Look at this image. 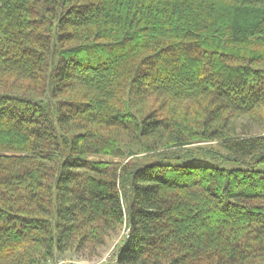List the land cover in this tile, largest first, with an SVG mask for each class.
Instances as JSON below:
<instances>
[{
	"label": "trees",
	"instance_id": "16d2710c",
	"mask_svg": "<svg viewBox=\"0 0 264 264\" xmlns=\"http://www.w3.org/2000/svg\"><path fill=\"white\" fill-rule=\"evenodd\" d=\"M255 164L264 0H0V264H264Z\"/></svg>",
	"mask_w": 264,
	"mask_h": 264
},
{
	"label": "rangeland",
	"instance_id": "374dc122",
	"mask_svg": "<svg viewBox=\"0 0 264 264\" xmlns=\"http://www.w3.org/2000/svg\"><path fill=\"white\" fill-rule=\"evenodd\" d=\"M105 160H113V161H121L125 162L126 160H123L122 158L119 157H103ZM204 163L212 165V166H222V167H227V168H234V167H249L250 165L246 164H239L235 162H219L218 160H213L212 158L209 157H204L203 158ZM138 162L140 164H150L154 162H161V163H179V164H191L193 163L192 161H187V160H175V159H164L161 158L159 159L158 156H146V157H141L138 159ZM199 163V162H195ZM255 169L258 170H264V164H255L253 165ZM126 226L124 225L122 229L111 236L106 243L101 246L100 248L97 249L96 254L88 256L87 253L85 252L84 254L81 253H76L73 251L67 252L63 256H57L51 261L48 260L43 264H118L117 263V251L118 247L123 240V238L126 236L124 235Z\"/></svg>",
	"mask_w": 264,
	"mask_h": 264
},
{
	"label": "built area",
	"instance_id": "2783aa9c",
	"mask_svg": "<svg viewBox=\"0 0 264 264\" xmlns=\"http://www.w3.org/2000/svg\"><path fill=\"white\" fill-rule=\"evenodd\" d=\"M127 233H128V229H127V227H126V228H125V231H124V235L127 236Z\"/></svg>",
	"mask_w": 264,
	"mask_h": 264
}]
</instances>
